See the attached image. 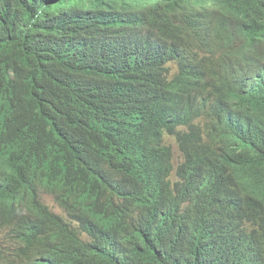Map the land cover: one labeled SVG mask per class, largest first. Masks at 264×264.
Returning a JSON list of instances; mask_svg holds the SVG:
<instances>
[{"label": "trees", "instance_id": "obj_1", "mask_svg": "<svg viewBox=\"0 0 264 264\" xmlns=\"http://www.w3.org/2000/svg\"><path fill=\"white\" fill-rule=\"evenodd\" d=\"M263 51L264 0H0V264H264Z\"/></svg>", "mask_w": 264, "mask_h": 264}, {"label": "rangeland", "instance_id": "obj_2", "mask_svg": "<svg viewBox=\"0 0 264 264\" xmlns=\"http://www.w3.org/2000/svg\"><path fill=\"white\" fill-rule=\"evenodd\" d=\"M169 68L171 69L170 71V75L173 76L174 74H176L177 72V67L176 65H173V64H170L169 65ZM165 143L167 145H170L171 148H172V152H173V163L175 165V168L182 162V154L181 152L179 151V148L176 144V141L175 139L173 138H167L165 140ZM42 197H43V201L44 203L53 211L55 212L56 214H62V211L60 210V208L57 206V204L54 202L53 198L51 196H49L48 194L46 193H43L42 194ZM4 237V234L3 232H0V243H1V240L3 239Z\"/></svg>", "mask_w": 264, "mask_h": 264}, {"label": "clouds", "instance_id": "obj_3", "mask_svg": "<svg viewBox=\"0 0 264 264\" xmlns=\"http://www.w3.org/2000/svg\"><path fill=\"white\" fill-rule=\"evenodd\" d=\"M253 57H256V58H258L257 60H258V62L260 63V66H258V67H252V66H250L249 65V72H250V75H251V77L252 78H254L255 80H258V78H262V77H264V51L263 52H261V53H259V54H256V55H254ZM42 194L43 193H41V201H42V203L44 204V205H46L45 203H44V201H43V197H42ZM47 194V193H46ZM49 195V194H48ZM49 196H51V195H49ZM52 197V196H51ZM53 198V197H52ZM54 200V199H53ZM55 202V201H54ZM47 206V205H46ZM58 206V205H57ZM48 207V206H47ZM59 207V206H58ZM49 208V207H48ZM60 208V207H59ZM49 210H51L50 208H49ZM60 210L62 211V214H59V215H63V210L60 208ZM52 211V210H51ZM53 212V211H52ZM55 213V212H54ZM56 214V213H55Z\"/></svg>", "mask_w": 264, "mask_h": 264}, {"label": "water", "instance_id": "obj_4", "mask_svg": "<svg viewBox=\"0 0 264 264\" xmlns=\"http://www.w3.org/2000/svg\"><path fill=\"white\" fill-rule=\"evenodd\" d=\"M257 59L258 58H256V57H252V59L250 60L249 65L252 66V67H258V66H260V63L258 62Z\"/></svg>", "mask_w": 264, "mask_h": 264}, {"label": "bare ground", "instance_id": "obj_5", "mask_svg": "<svg viewBox=\"0 0 264 264\" xmlns=\"http://www.w3.org/2000/svg\"><path fill=\"white\" fill-rule=\"evenodd\" d=\"M137 9V8H136ZM259 49V48H258ZM255 51V50H254Z\"/></svg>", "mask_w": 264, "mask_h": 264}]
</instances>
